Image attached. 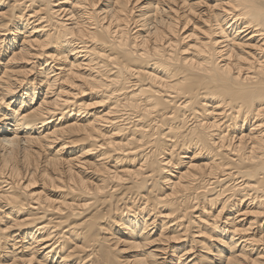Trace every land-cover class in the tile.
<instances>
[{"label": "bare ground", "instance_id": "1", "mask_svg": "<svg viewBox=\"0 0 264 264\" xmlns=\"http://www.w3.org/2000/svg\"><path fill=\"white\" fill-rule=\"evenodd\" d=\"M0 264H264V0H0Z\"/></svg>", "mask_w": 264, "mask_h": 264}]
</instances>
